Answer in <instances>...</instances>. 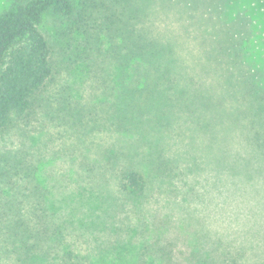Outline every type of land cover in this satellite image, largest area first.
Masks as SVG:
<instances>
[{"label": "rangeland", "instance_id": "obj_1", "mask_svg": "<svg viewBox=\"0 0 264 264\" xmlns=\"http://www.w3.org/2000/svg\"><path fill=\"white\" fill-rule=\"evenodd\" d=\"M73 1L88 23L45 16L56 77L42 107L0 136V193L27 220L32 203L57 207L38 264H264V0ZM122 4L137 33L169 47L183 92L161 123L106 117L116 69L106 44L85 50L77 22ZM89 110L103 124L87 125ZM130 168L146 178L134 191L120 183ZM15 208L1 218L17 219Z\"/></svg>", "mask_w": 264, "mask_h": 264}, {"label": "trees", "instance_id": "obj_2", "mask_svg": "<svg viewBox=\"0 0 264 264\" xmlns=\"http://www.w3.org/2000/svg\"><path fill=\"white\" fill-rule=\"evenodd\" d=\"M122 5L121 11L115 10V5L103 8L100 21L98 19L93 26L86 28L83 22H77L80 32L87 36L85 50L96 47L103 52L102 46L106 44V51L116 69L114 73H107L111 80L108 94L114 101L106 117L115 125L123 122L127 125L133 123L137 112L147 121L154 116L161 123L165 109L179 104L178 96L183 92L179 89L178 76L171 69L172 62L167 54L169 47L157 44L143 31L137 33L135 23H132L136 16L126 15L125 4ZM49 13L69 19L78 13L86 24L90 19L77 12L73 0H15L0 13V136L42 107L41 95L56 77L54 45L42 30L44 18ZM84 27L85 30L81 29ZM94 32L96 36H92ZM79 52L80 56L77 57L76 52L74 62L84 55V50ZM104 80L107 82L108 79ZM71 105L64 103L63 109L74 121L81 122L80 110ZM83 117H89L87 125L91 122L103 124L99 115H92L91 110L83 113ZM145 182L144 175L134 168L126 169L120 175L123 190L134 191L143 187ZM7 193H0V264H4V260L8 261L6 264H38L43 242L48 237L47 216L56 214L57 207L53 203H32L31 218L27 220L20 215L22 202L14 203L9 199L12 195ZM26 196L25 188L18 191L17 197ZM4 197L8 203H2ZM14 205L19 215L17 219L10 222L1 218ZM193 257L194 264L203 263L195 255ZM136 260L133 255L132 263L128 261L126 264H136ZM156 261L151 256L145 264H163Z\"/></svg>", "mask_w": 264, "mask_h": 264}]
</instances>
